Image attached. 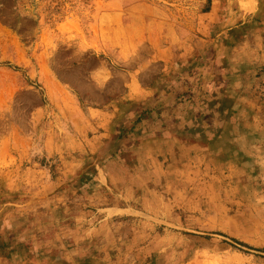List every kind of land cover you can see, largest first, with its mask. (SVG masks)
Segmentation results:
<instances>
[{
  "label": "rangeland",
  "instance_id": "1",
  "mask_svg": "<svg viewBox=\"0 0 264 264\" xmlns=\"http://www.w3.org/2000/svg\"><path fill=\"white\" fill-rule=\"evenodd\" d=\"M0 264H264V0H0Z\"/></svg>",
  "mask_w": 264,
  "mask_h": 264
}]
</instances>
